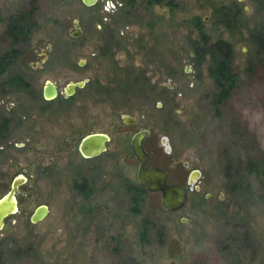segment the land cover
<instances>
[{
  "label": "rangeland",
  "instance_id": "374dc122",
  "mask_svg": "<svg viewBox=\"0 0 264 264\" xmlns=\"http://www.w3.org/2000/svg\"><path fill=\"white\" fill-rule=\"evenodd\" d=\"M128 1L0 0V57L12 50L8 18L33 8L36 24L0 73L6 140L23 145L1 168L26 179L0 230V264H264V0ZM222 6L240 11L237 29L215 23ZM193 18L232 49L237 81L217 107L205 65L190 60ZM11 77L28 90L6 88ZM46 82L58 91L51 101ZM141 130L146 166L187 190L180 210L127 190L138 185L129 142ZM95 133L109 139L105 152L83 159L77 146ZM41 205L46 216L31 224Z\"/></svg>",
  "mask_w": 264,
  "mask_h": 264
},
{
  "label": "trees",
  "instance_id": "16d2710c",
  "mask_svg": "<svg viewBox=\"0 0 264 264\" xmlns=\"http://www.w3.org/2000/svg\"><path fill=\"white\" fill-rule=\"evenodd\" d=\"M162 0H146L147 6L159 4ZM130 4L132 0L128 1ZM33 8L23 11L11 18H8L7 29L5 31L6 39L12 50L9 54H3L0 57V73H3L9 64H12L11 57L14 58L18 53L15 51V46L25 43L28 40L31 32L36 24L33 18ZM240 11L235 8V13H229L227 8L219 7L212 11V16L217 25H220L226 30L237 29V23ZM196 31L195 39L190 40L191 62L198 68L205 65V73L210 79L215 92L212 95V106L217 107L226 100L230 92L235 87L237 78L231 70L232 49L228 42L221 38L214 41L209 40V36L202 30V24L198 18H193L189 23ZM259 48L264 50V46L259 43ZM9 87L20 90L21 83L19 78L13 77L8 80ZM253 170V168H252ZM127 190L133 196V202H137L139 197L145 192L138 186L127 185ZM83 195H87L88 191H82Z\"/></svg>",
  "mask_w": 264,
  "mask_h": 264
},
{
  "label": "water",
  "instance_id": "95a60500",
  "mask_svg": "<svg viewBox=\"0 0 264 264\" xmlns=\"http://www.w3.org/2000/svg\"><path fill=\"white\" fill-rule=\"evenodd\" d=\"M219 3H222L224 0H216ZM81 3L85 7L93 6L96 3V0H81ZM77 34H73V37L79 35L78 29H76ZM86 81L69 83L62 90V97L68 98L72 96L76 89H81ZM58 95V91L54 85L49 82L44 84L42 90V98L45 101H51L55 99ZM123 121L129 124L128 118H123ZM148 136V132L141 130L136 132L130 139L129 148L131 154L135 161L137 162L135 178L138 186L147 193H158L159 194V203L162 210L166 212H174L180 210L186 203L187 190L177 184H168L166 183L167 174L157 168L148 167L146 163L148 161V155L144 152L142 148V141ZM164 141V139H162ZM108 142V138L104 134H89L83 137L78 146L77 151L83 159H91L97 157L105 151V145ZM197 173L191 172L186 185L188 190L189 186L194 181V177ZM14 184L12 189H14ZM12 191L0 199V230L3 227V219L15 212L14 201L12 200ZM47 214V209L45 206L36 207L32 214L29 217V222L35 224L44 219Z\"/></svg>",
  "mask_w": 264,
  "mask_h": 264
},
{
  "label": "flooded vegetation",
  "instance_id": "af4514ba",
  "mask_svg": "<svg viewBox=\"0 0 264 264\" xmlns=\"http://www.w3.org/2000/svg\"><path fill=\"white\" fill-rule=\"evenodd\" d=\"M16 52L18 53V51H16ZM19 55L20 54L18 53L17 55L14 56V58L11 57L12 62H14L13 60L14 59L16 60ZM11 78H13V77H11ZM17 78H19V77H17ZM19 80H20V83H21V86H22V87H20V90L21 91L28 90V84L26 82H24L22 80V78H19ZM7 84H8V82L5 83L6 88L9 87ZM9 88H11V87H9ZM43 88H44V86L41 89V98H42V90H43ZM9 123H10L9 120H0V187L4 186V185L7 186L6 190L3 193L0 194V199H3L4 197H6L9 194V192L11 190H13L12 191V200L14 201L15 212L12 213V214H9L8 216H6L3 219V223L8 218L14 216L17 213V205H18V201L17 200H18L19 196H24V192L21 191V187L26 182L25 176H23L21 173H14L13 175L8 176L9 172L8 173L7 172L6 173L2 172V168H1L2 162H3V160H7V161L10 160L11 149L16 151V150H20L22 148V146H23L22 144H19V143L10 144L9 141L6 140V138H9V136L7 135L8 132H9V128H8L9 127ZM16 125L17 124H15V126ZM108 142H109V139H108ZM13 184L15 185L14 189H12V185Z\"/></svg>",
  "mask_w": 264,
  "mask_h": 264
}]
</instances>
